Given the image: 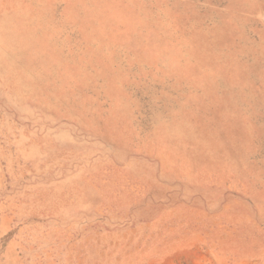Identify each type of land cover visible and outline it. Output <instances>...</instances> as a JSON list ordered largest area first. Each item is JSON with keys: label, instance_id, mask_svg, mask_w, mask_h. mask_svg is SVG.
I'll use <instances>...</instances> for the list:
<instances>
[{"label": "rangeland", "instance_id": "1", "mask_svg": "<svg viewBox=\"0 0 264 264\" xmlns=\"http://www.w3.org/2000/svg\"><path fill=\"white\" fill-rule=\"evenodd\" d=\"M0 264H264V0H0Z\"/></svg>", "mask_w": 264, "mask_h": 264}]
</instances>
